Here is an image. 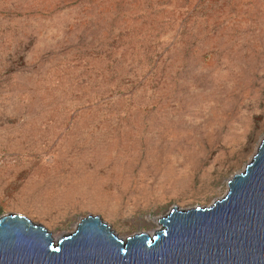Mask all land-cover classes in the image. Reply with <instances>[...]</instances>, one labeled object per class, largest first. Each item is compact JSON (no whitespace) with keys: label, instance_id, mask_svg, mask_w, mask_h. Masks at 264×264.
<instances>
[{"label":"rangeland","instance_id":"374dc122","mask_svg":"<svg viewBox=\"0 0 264 264\" xmlns=\"http://www.w3.org/2000/svg\"><path fill=\"white\" fill-rule=\"evenodd\" d=\"M262 137L264 0H0V215L149 234Z\"/></svg>","mask_w":264,"mask_h":264},{"label":"water","instance_id":"95a60500","mask_svg":"<svg viewBox=\"0 0 264 264\" xmlns=\"http://www.w3.org/2000/svg\"><path fill=\"white\" fill-rule=\"evenodd\" d=\"M207 206L171 205L150 234L119 237L98 216L56 239L18 213L0 215V264H264V137Z\"/></svg>","mask_w":264,"mask_h":264},{"label":"bare ground","instance_id":"6f19581e","mask_svg":"<svg viewBox=\"0 0 264 264\" xmlns=\"http://www.w3.org/2000/svg\"><path fill=\"white\" fill-rule=\"evenodd\" d=\"M144 222H146V223H147V222L150 223L149 219L144 220ZM154 224L157 226V218L154 219ZM152 231H153V230H150V231H148V233L150 234ZM144 234H145V233H144ZM50 237L53 238V237L51 236V234H50Z\"/></svg>","mask_w":264,"mask_h":264}]
</instances>
